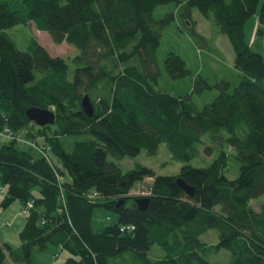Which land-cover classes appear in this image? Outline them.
I'll return each instance as SVG.
<instances>
[{"label": "trees", "instance_id": "obj_1", "mask_svg": "<svg viewBox=\"0 0 264 264\" xmlns=\"http://www.w3.org/2000/svg\"><path fill=\"white\" fill-rule=\"evenodd\" d=\"M259 3L0 0V131L7 128L13 137L21 131L42 148H18L15 138L0 146V214L18 202L23 220L19 244L0 239V264H36L32 254L48 245L57 249L54 258L65 252L61 264H220L208 258L222 249L229 251L228 264H264V203L258 210L250 206L264 194V59L244 32ZM164 4L171 10L154 18ZM193 8L215 27L211 39L218 33L228 39L234 82L210 83L196 74L186 94L158 90L161 67L172 80L190 75L179 54L167 53L162 66L156 59L162 31L175 17L200 47L219 51L197 30ZM258 19L256 34L264 35V0ZM27 23L78 53L51 55L35 38L19 49L7 29ZM212 88V100L197 107L193 94ZM84 95L93 105L91 116L81 110ZM29 107L52 111L54 123L29 121ZM68 136L82 138L67 149ZM161 143L183 163L218 153L205 166L185 164L170 175H155L141 164L122 171L107 159L141 149L154 155ZM225 145L239 163L231 180L223 174ZM145 176L154 177L148 194L131 195ZM177 178L194 189L193 196ZM137 197L147 198L145 210L138 209ZM96 206L117 216L97 232L91 226ZM210 229L217 231L215 243L200 238ZM152 244L162 249L161 258H148Z\"/></svg>", "mask_w": 264, "mask_h": 264}, {"label": "rangeland", "instance_id": "obj_2", "mask_svg": "<svg viewBox=\"0 0 264 264\" xmlns=\"http://www.w3.org/2000/svg\"><path fill=\"white\" fill-rule=\"evenodd\" d=\"M261 1L262 0H260L256 12L250 17V19L246 21L244 25V32L252 49L256 52H260L264 59V35L256 34L257 27L261 25L259 24L258 19V11ZM171 8V4L157 6L153 11L154 18H161L168 11H170ZM192 17L199 33L204 35L208 41L210 39L211 43L214 41L215 44L212 45V48L218 49L219 51L213 55L205 48L200 47V45H198L192 39L187 31H182L179 29V21L177 17H175L174 20L162 31L160 43L156 53V59L161 65L162 59L167 53L174 52L179 54L184 59L186 67L190 71V75H187L186 77L179 80H172L167 76L161 67L162 73L158 79L157 85L155 86V88L158 90L176 95L186 94L189 90L191 91L192 82L194 80L193 77H195L196 74H199L203 78L207 77L210 83H214L222 78L234 82V72L231 70L234 53L231 49L228 39L225 35L220 33L217 34L216 38L211 39V36L215 34V27L210 21L200 14L197 8L192 9ZM7 33L14 39L18 48L21 50H26L28 48L29 40L31 38H35L51 55L65 57L73 56L78 53V50L74 46L65 42H62L61 44H55L50 39L48 33L38 31L32 23L13 25L7 29ZM72 71L73 66L70 65V77L72 75ZM215 94L216 90L215 88H212L211 91H205L200 95L196 93L193 94V100L197 107H201L205 102L212 100ZM15 135H17L16 137L18 138L24 137L21 131L17 132ZM81 138V136H68L64 138V141H66V148L70 149L71 143L74 140ZM3 141L4 140H0V146L4 144ZM203 141L206 144L209 143V137L207 134L203 136ZM15 145L18 148H27V145L21 141H16ZM223 149L227 154L226 165L223 170V174L227 179L231 180L236 178L239 174V163L234 158L233 151L228 146L225 145ZM217 153V149H214L211 155L201 153L200 156L192 159L190 162L183 163L173 160L165 143H161L157 153L154 155H148L144 149H141L140 152L135 156H126L119 160L108 156L107 159L114 161L122 171L131 169L135 164H141L152 169L155 175H170L177 173L185 164H189L194 167L205 166L211 162ZM153 179L154 177L152 176H145L141 180L136 181L131 190V195H147L149 185H151ZM262 203H264V194L251 200L250 206L254 210H258ZM116 220L117 216L113 212L106 210L102 206H96L93 209L91 226L92 229L97 232L100 231L106 224L115 222ZM200 238L204 241L215 243L217 241V231L215 229H210L207 233L201 235ZM49 247L54 248V246L48 245L43 250L35 251L31 256L32 262L36 264L63 263L67 257L65 252H60L59 255L54 258L49 253ZM163 254L164 253L162 249L156 244H152L147 251V256L151 260L161 258ZM208 259L211 263L218 262L220 264H228L229 251L222 249L217 254L211 255Z\"/></svg>", "mask_w": 264, "mask_h": 264}, {"label": "water", "instance_id": "obj_3", "mask_svg": "<svg viewBox=\"0 0 264 264\" xmlns=\"http://www.w3.org/2000/svg\"><path fill=\"white\" fill-rule=\"evenodd\" d=\"M80 107L84 114L91 116L93 114V105L88 95H84L80 101ZM25 115L29 121L34 122L38 126L52 125L54 123V113L50 110L37 107H29L25 111ZM176 184L182 188L188 196H193L194 189L184 183L181 178L176 179ZM138 209L145 210L147 207V198L137 197L134 199Z\"/></svg>", "mask_w": 264, "mask_h": 264}, {"label": "crops", "instance_id": "obj_4", "mask_svg": "<svg viewBox=\"0 0 264 264\" xmlns=\"http://www.w3.org/2000/svg\"><path fill=\"white\" fill-rule=\"evenodd\" d=\"M0 140L6 142L4 138H0ZM19 208L20 206L18 202H14L0 214V239L2 241L10 242L13 245L19 244L18 233L23 224ZM49 248V253L53 256L56 253V248Z\"/></svg>", "mask_w": 264, "mask_h": 264}, {"label": "built area", "instance_id": "obj_5", "mask_svg": "<svg viewBox=\"0 0 264 264\" xmlns=\"http://www.w3.org/2000/svg\"><path fill=\"white\" fill-rule=\"evenodd\" d=\"M0 138H4L6 140H11V139L15 138L16 141H21L22 143H24V144H26V145H28L30 147H33L35 149H38V150L42 151V148L40 146H38V144L36 142H34L33 140L29 141L28 139H26L24 137H22V138H18L16 136L13 137L12 134L10 133V131L7 128H5L3 131H0ZM46 158L49 159L47 154H46ZM29 206H30V204H29ZM21 214L23 216H26L27 215V211L25 209H22L21 210Z\"/></svg>", "mask_w": 264, "mask_h": 264}]
</instances>
